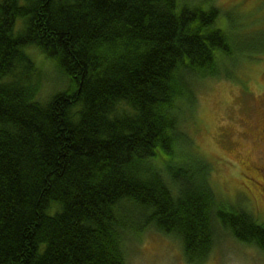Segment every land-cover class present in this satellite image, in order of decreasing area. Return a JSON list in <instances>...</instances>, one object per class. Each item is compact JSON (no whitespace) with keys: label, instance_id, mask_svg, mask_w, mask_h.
<instances>
[{"label":"trees","instance_id":"1","mask_svg":"<svg viewBox=\"0 0 264 264\" xmlns=\"http://www.w3.org/2000/svg\"><path fill=\"white\" fill-rule=\"evenodd\" d=\"M214 2L0 0V264H127L151 228L187 264L217 229L264 253V223L217 194L183 129L196 83L254 45ZM37 52L67 79L46 100Z\"/></svg>","mask_w":264,"mask_h":264},{"label":"rangeland","instance_id":"2","mask_svg":"<svg viewBox=\"0 0 264 264\" xmlns=\"http://www.w3.org/2000/svg\"><path fill=\"white\" fill-rule=\"evenodd\" d=\"M214 4L221 10L218 27L254 45L236 61L221 56V76L196 83L197 106L183 129L192 137L196 152L210 163V182L217 194L264 223V193L243 188L254 183L240 165L247 147L253 149L245 159L256 158L254 152L258 156L261 143L254 137V146L252 135L257 133L255 125L264 128V0H215ZM35 60L45 74L40 98L46 100L64 89L67 79L42 53L37 52ZM260 183L264 186V180ZM217 233L215 248L203 264H264L259 249L223 230ZM127 249V264H187L180 241L152 228L138 240H129Z\"/></svg>","mask_w":264,"mask_h":264},{"label":"flooded vegetation","instance_id":"3","mask_svg":"<svg viewBox=\"0 0 264 264\" xmlns=\"http://www.w3.org/2000/svg\"><path fill=\"white\" fill-rule=\"evenodd\" d=\"M254 128L257 129V133L252 135V143L254 146H256L254 144L255 137L256 141L261 143V147L258 151V156L257 152H254V155H256V158L254 159H245V155L250 154L253 148L248 149L247 147V149H245L244 153L242 154V158H244V160L240 164L241 168L244 170V173L249 176L251 182L254 183V185L246 184L243 186V188L248 192L255 188L264 192V186L260 183V180H264V128H259L256 125Z\"/></svg>","mask_w":264,"mask_h":264}]
</instances>
